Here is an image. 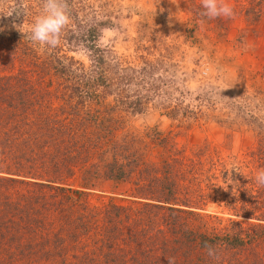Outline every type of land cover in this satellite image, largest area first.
Wrapping results in <instances>:
<instances>
[{"label":"trees","instance_id":"16d2710c","mask_svg":"<svg viewBox=\"0 0 264 264\" xmlns=\"http://www.w3.org/2000/svg\"><path fill=\"white\" fill-rule=\"evenodd\" d=\"M10 1L0 0L2 22L15 15L33 23L25 8L41 10V0ZM263 2L246 15L260 18ZM27 34L0 26V264H264V187L255 182L263 120L249 119L256 143L231 166L169 150L155 159L168 138L156 128L122 132L104 108L112 82L96 35H79L92 52L85 65L63 54L64 35L42 49ZM125 97L115 99L122 111H142L143 99ZM97 191L109 198L93 203ZM212 203L221 211L208 212Z\"/></svg>","mask_w":264,"mask_h":264},{"label":"rangeland","instance_id":"374dc122","mask_svg":"<svg viewBox=\"0 0 264 264\" xmlns=\"http://www.w3.org/2000/svg\"><path fill=\"white\" fill-rule=\"evenodd\" d=\"M257 1L226 0L234 16L208 19L200 14L201 0H67L70 23L61 33L63 54L90 64L89 44L79 35H96L94 44L108 56L104 71L112 82L104 108L112 109L122 132L156 128L166 136L167 147L155 152V159L169 150L185 160L194 155L207 166H231L256 143L249 119L264 121V2L260 18L246 15V6ZM25 9L32 21L41 13ZM7 18L0 21L2 31L29 34L32 23ZM146 72L150 78L142 81ZM125 76L135 77L132 83L120 82ZM119 92L126 99H143L142 111H122L115 101ZM168 103L173 117L163 106ZM109 195L97 191L90 200L100 204ZM114 197L131 204L130 196ZM221 208L212 203L206 210Z\"/></svg>","mask_w":264,"mask_h":264},{"label":"clouds","instance_id":"9594fccd","mask_svg":"<svg viewBox=\"0 0 264 264\" xmlns=\"http://www.w3.org/2000/svg\"><path fill=\"white\" fill-rule=\"evenodd\" d=\"M68 7L67 0H41V13L33 21L28 39L42 49L59 46L61 33L70 23ZM201 8L203 9L201 16L208 19L221 17L230 19L234 16V9L226 0H201ZM255 182L258 186L264 187V170L257 172ZM205 248L209 257L219 258L217 249L212 245L206 243ZM168 264H175V258H168Z\"/></svg>","mask_w":264,"mask_h":264}]
</instances>
